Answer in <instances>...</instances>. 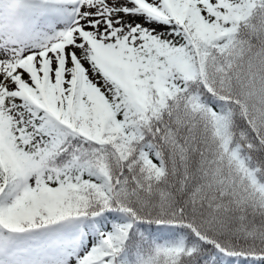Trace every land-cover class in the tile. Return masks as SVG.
Instances as JSON below:
<instances>
[{
    "label": "snow or ice",
    "instance_id": "snow-or-ice-1",
    "mask_svg": "<svg viewBox=\"0 0 264 264\" xmlns=\"http://www.w3.org/2000/svg\"><path fill=\"white\" fill-rule=\"evenodd\" d=\"M0 264H264V0H0Z\"/></svg>",
    "mask_w": 264,
    "mask_h": 264
}]
</instances>
